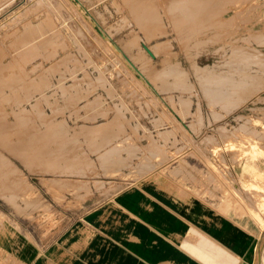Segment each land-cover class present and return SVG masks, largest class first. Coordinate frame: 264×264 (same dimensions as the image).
Returning <instances> with one entry per match:
<instances>
[{
	"label": "rangeland",
	"instance_id": "rangeland-1",
	"mask_svg": "<svg viewBox=\"0 0 264 264\" xmlns=\"http://www.w3.org/2000/svg\"><path fill=\"white\" fill-rule=\"evenodd\" d=\"M6 1L0 232L47 238L181 156L208 160L247 203L210 160L264 159V0ZM251 174L242 191L262 230L264 172Z\"/></svg>",
	"mask_w": 264,
	"mask_h": 264
},
{
	"label": "crops",
	"instance_id": "crops-1",
	"mask_svg": "<svg viewBox=\"0 0 264 264\" xmlns=\"http://www.w3.org/2000/svg\"><path fill=\"white\" fill-rule=\"evenodd\" d=\"M200 161L174 158L91 199L47 238L11 224L0 232V264H261L264 227L248 211L254 195L242 191V182L253 170L264 172V159L211 157L247 203L208 160Z\"/></svg>",
	"mask_w": 264,
	"mask_h": 264
},
{
	"label": "bare ground",
	"instance_id": "bare-ground-1",
	"mask_svg": "<svg viewBox=\"0 0 264 264\" xmlns=\"http://www.w3.org/2000/svg\"><path fill=\"white\" fill-rule=\"evenodd\" d=\"M12 1H13V0H7V1H6V4L11 3ZM35 1H36V0H35ZM38 1H40V0H38ZM58 1H59V3H63V4H64V1H60V0H58ZM65 1H67V3L73 5V7H76V8H77L78 6H79V7H80V6H83L82 3H81L79 0H65ZM208 1H209V0H207V2H208ZM40 2H41V1H40ZM4 3H5V2H4ZM49 3H50V2H49ZM204 3L207 5L206 2H204ZM201 4H202V3H201ZM201 4H200V5H201ZM209 4H210V3H209ZM4 5H5V4H4ZM200 5H199V7H200ZM2 6H3V4H2ZM187 6H188V7H186V8H190V7H189L190 4L187 5ZM197 6H198V5H197ZM197 6H195V7H197ZM193 7H194V5L191 6L192 9H193ZM199 7L196 8L197 11H198ZM30 8H31V5H30V6H26V7H24V10L19 11V12L15 13V14L13 15L14 19H12V20H15V19H18V20H19V19L23 18V16L26 14V12H27L28 10H30ZM80 8H81V7H80ZM83 8H84V7H83ZM191 8H190V9H191ZM0 9H1V7H0ZM190 9H188V10H190ZM192 9L190 10V12H192L193 17H192V15H190L189 17L187 16V18H190V17H191V20H194V18H195L194 16H196L197 13L199 14V11H201V9H199L198 12H193V11H196V10H195V8H194V10H192ZM207 9H208V8H207ZM210 9H211V8H210ZM82 10H83V9H82ZM185 11H186V13H184V14L190 13V12L187 11V10H185ZM185 11H184V12H185ZM202 11H203V9H202ZM209 11H210V10H209ZM194 13H196V14L194 15ZM203 13H204V12H203ZM187 15H189V14H187ZM199 15H200V14H199ZM199 15H198V17H200ZM201 15H202V14H201ZM212 15H213V14H212ZM203 16H204V15H203ZM184 17H186V15H184L183 18H184ZM198 17L196 16V19H195L196 22H197V18H198ZM192 18H193V19H192ZM184 19H185V18H184ZM140 20L142 21L143 25L146 27L147 24H146L145 21H144L145 19H144L143 17H141ZM185 20H186V19H185ZM187 20H190V19H187ZM195 20H194V21H195ZM198 20L200 21V19H198ZM6 21H7V20H6ZM199 21H198V22H199ZM14 22H15V21H14ZM186 22H187V21H186ZM2 24H3V23H2ZM7 24H8V23H7ZM93 24H94V23H93ZM145 24H146V25H145ZM95 26H96V24H95ZM147 30H149V32L152 31V30H150V29H147ZM152 33H153V32H152ZM114 46H115V45H114ZM147 47H148V46H147ZM151 49H152L153 51H152ZM118 50H119V49H118ZM146 50H147V49H146ZM150 50L152 51V54L155 56V50L153 49V47H150ZM149 53H150V52H149ZM242 190H243V189H242ZM241 193H242V192H241ZM261 240H262V239H260V241H261ZM260 252H261V246H260V244H259V245H258V256H259V253H260ZM260 255H262V254H260ZM259 257H260V256H259ZM259 257H257V258H259ZM255 263H257V260H256Z\"/></svg>",
	"mask_w": 264,
	"mask_h": 264
}]
</instances>
